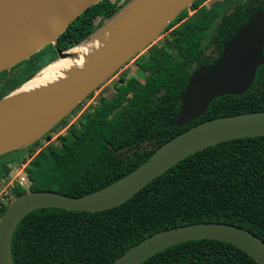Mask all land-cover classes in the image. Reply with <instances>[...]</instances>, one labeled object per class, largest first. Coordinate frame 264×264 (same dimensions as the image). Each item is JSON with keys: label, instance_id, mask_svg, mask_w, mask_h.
Segmentation results:
<instances>
[{"label": "trees", "instance_id": "1", "mask_svg": "<svg viewBox=\"0 0 264 264\" xmlns=\"http://www.w3.org/2000/svg\"><path fill=\"white\" fill-rule=\"evenodd\" d=\"M127 1L98 0L86 7L57 36L56 48L81 43ZM230 6L233 11L224 16ZM255 9L264 11V0H193L164 28L177 23L168 37L173 41L151 46L134 60L139 80L130 79L128 88L112 95L101 94L96 105L34 154L40 138H48L55 126H65V118L32 143L0 153V177L30 156L25 166L28 190L81 195L126 174L161 143L196 122L264 109L263 62L244 93L217 96L186 126L171 124L190 74L213 62L222 43ZM166 46L176 48L179 57L170 58ZM55 57L52 44H47L0 71V98ZM22 192L17 188L15 195ZM200 221L232 223L264 241V135L195 151L108 209L30 211L14 229L11 256L13 264H109L157 230ZM140 264L257 263L230 243L196 239L166 247Z\"/></svg>", "mask_w": 264, "mask_h": 264}, {"label": "water", "instance_id": "2", "mask_svg": "<svg viewBox=\"0 0 264 264\" xmlns=\"http://www.w3.org/2000/svg\"><path fill=\"white\" fill-rule=\"evenodd\" d=\"M98 0H0V71L14 66L47 44L56 57L107 30L118 15L132 6L128 0L105 23L81 43L66 50L56 48L57 36L86 7ZM193 0H157L147 8L128 31L101 56L88 62L84 76L48 106L36 120L18 122L0 116V125L13 126V139L0 148L5 153L37 140L55 126L110 74L136 55L164 30L166 25ZM114 36V32H109ZM264 11H251L244 23L222 43L221 52L210 64L195 69L179 96V107L172 125L182 127L199 117L217 96L244 93L252 84L255 69L264 62ZM87 64V63H86ZM13 88L0 98L5 99ZM14 109H12L13 111ZM9 115V110L5 113ZM1 128V127H0ZM264 135V109L219 115L196 122L167 139L141 163L101 188L81 195L53 190H28L13 196L0 214V264H13L11 238L19 221L28 212L56 207L75 211H100L117 206L130 198L187 155L221 141ZM216 239L230 243L264 264V241L251 231L226 222L200 221L157 230L134 243L109 264H140L154 253L188 240Z\"/></svg>", "mask_w": 264, "mask_h": 264}, {"label": "bare ground", "instance_id": "3", "mask_svg": "<svg viewBox=\"0 0 264 264\" xmlns=\"http://www.w3.org/2000/svg\"><path fill=\"white\" fill-rule=\"evenodd\" d=\"M157 0H134L132 6L124 10L123 15L108 25L107 30L99 32L83 43L71 48L65 57L57 59L37 72L0 101V116L5 120L29 122L36 120L48 106L67 92L72 85L84 76L88 62L94 56L106 53L118 39L136 23L143 12ZM113 27L114 36L109 29ZM109 28V29H108ZM87 63V64H86ZM86 70V71H85ZM85 72V73H84ZM63 93V94H62ZM12 109H14L12 111ZM9 110V115L5 113ZM0 148L12 141L13 126L0 125Z\"/></svg>", "mask_w": 264, "mask_h": 264}, {"label": "rangeland", "instance_id": "4", "mask_svg": "<svg viewBox=\"0 0 264 264\" xmlns=\"http://www.w3.org/2000/svg\"><path fill=\"white\" fill-rule=\"evenodd\" d=\"M121 1V0H119ZM122 14L118 15L117 17L122 16ZM109 29V28H108ZM113 30V27L109 29V32ZM168 31H161L156 37L153 38V40L147 44L143 49H141L138 53H143L146 48H148L150 45H156L160 43H165L166 38H168ZM170 50L168 55L170 58H178V52L176 48H169ZM137 55V54H136ZM134 55L130 60L123 63L117 70L114 71L112 75H110L107 79H105L94 91L89 93L76 107L73 108L68 114L65 115V126H55L54 129L50 132L48 138H40L38 145L35 147V150L32 154H34L39 148L46 145L48 142L52 141L54 137L64 130V127L68 126L70 123L74 122L81 113L85 112L88 108H90L93 103L98 99V97L103 95H111L112 93L116 91H122L126 88H128L124 83H121L120 80L117 81L118 77H122V81L129 78L133 74L134 70V64H133V58L136 56ZM9 69V68H7ZM4 72V70H3ZM20 76H17L19 78ZM22 77V76H21ZM20 77V78H21ZM120 83V84H119ZM119 84V85H118ZM30 159V156H27L24 163H26ZM10 171V170H9ZM17 195V194H16ZM6 204H3V209L5 208Z\"/></svg>", "mask_w": 264, "mask_h": 264}, {"label": "built area", "instance_id": "5", "mask_svg": "<svg viewBox=\"0 0 264 264\" xmlns=\"http://www.w3.org/2000/svg\"><path fill=\"white\" fill-rule=\"evenodd\" d=\"M94 106V103L93 105ZM26 163H14L6 176L0 177V206L9 202L15 196L17 188L27 189L30 180L25 170Z\"/></svg>", "mask_w": 264, "mask_h": 264}, {"label": "flooded vegetation", "instance_id": "6", "mask_svg": "<svg viewBox=\"0 0 264 264\" xmlns=\"http://www.w3.org/2000/svg\"><path fill=\"white\" fill-rule=\"evenodd\" d=\"M206 1H207V0H206ZM232 11H233V7H232V6L228 7V8L226 9V11L224 12V16H228ZM188 13L190 14V13H191V10H189ZM176 25H177V23L173 24L171 27H169L168 29H166V31H168V36H169V34H170V30L173 29ZM163 31H165V30H163ZM171 41H173V40H172V39H168V38H166V42H165V43H160V44H156V45H153V44H152V45H150L148 48H150L151 46H156V47H158L159 45H164V44H166L167 42H171ZM148 48H146L145 51H144L143 53H145V52L147 51ZM168 50H170V49L166 46V51H167V53H169ZM136 54H137V55L133 58V64H134V60H135L140 54H142V53H138V52H137ZM168 56H169V55H168ZM131 58H132V57H131ZM131 58H130V59H131ZM130 59H129V60H130ZM127 61H128V60H127ZM113 73H114V72H113ZM113 73H112V74H113ZM112 74H110V75H112ZM110 75H109V76H110ZM109 76H108V77H109ZM108 77H107V78H108ZM107 78H106V79H107ZM132 78H133L134 80H135V79H136V80H139V79H140V76H139V74H138V72H137V68H136L135 64H134L133 74H132L129 78H127V79H125V80L122 81V77H118L117 81L120 80V82H121V83H124V85H128L127 82H129V80L132 79ZM101 83H102V82H101ZM101 83H100V84H101ZM100 84H99V85H100ZM119 84H120V83H119ZM119 84H118V85H119ZM97 87H98V86H97ZM128 87H129V86H128ZM95 89H96V88H95ZM93 91H94V90H93ZM116 92H117V91H116ZM114 93H115V92H114ZM112 94H113V93H112ZM112 94H111V95H112ZM97 102H98V99L94 102V105H96Z\"/></svg>", "mask_w": 264, "mask_h": 264}, {"label": "crops", "instance_id": "7", "mask_svg": "<svg viewBox=\"0 0 264 264\" xmlns=\"http://www.w3.org/2000/svg\"><path fill=\"white\" fill-rule=\"evenodd\" d=\"M64 118V117H63Z\"/></svg>", "mask_w": 264, "mask_h": 264}]
</instances>
